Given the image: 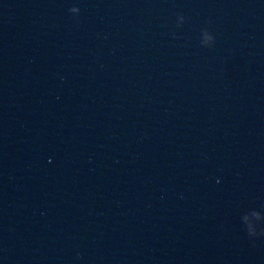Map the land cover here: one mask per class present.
Listing matches in <instances>:
<instances>
[{
	"label": "water",
	"instance_id": "water-1",
	"mask_svg": "<svg viewBox=\"0 0 264 264\" xmlns=\"http://www.w3.org/2000/svg\"><path fill=\"white\" fill-rule=\"evenodd\" d=\"M0 264H264V0H0Z\"/></svg>",
	"mask_w": 264,
	"mask_h": 264
},
{
	"label": "clouds",
	"instance_id": "clouds-1",
	"mask_svg": "<svg viewBox=\"0 0 264 264\" xmlns=\"http://www.w3.org/2000/svg\"><path fill=\"white\" fill-rule=\"evenodd\" d=\"M68 11L73 15H78L80 10L78 7L73 6Z\"/></svg>",
	"mask_w": 264,
	"mask_h": 264
}]
</instances>
